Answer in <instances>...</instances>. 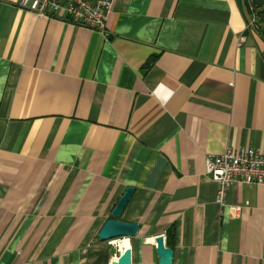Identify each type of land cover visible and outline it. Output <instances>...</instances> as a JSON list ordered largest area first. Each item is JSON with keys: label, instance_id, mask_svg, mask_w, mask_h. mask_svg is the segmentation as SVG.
<instances>
[{"label": "crops", "instance_id": "crops-1", "mask_svg": "<svg viewBox=\"0 0 264 264\" xmlns=\"http://www.w3.org/2000/svg\"><path fill=\"white\" fill-rule=\"evenodd\" d=\"M0 0V264H264V185L224 203L206 160L264 154V0H114L106 30ZM240 39H243L240 41ZM119 241V240H118Z\"/></svg>", "mask_w": 264, "mask_h": 264}, {"label": "built area", "instance_id": "built-area-1", "mask_svg": "<svg viewBox=\"0 0 264 264\" xmlns=\"http://www.w3.org/2000/svg\"><path fill=\"white\" fill-rule=\"evenodd\" d=\"M114 0H18L23 8L34 11L42 17L59 15L77 25L105 32L108 14ZM253 17L249 27L257 28L259 19L251 0ZM243 39H240L242 41ZM206 173L219 185L217 199L224 203L226 191L234 184L264 185V154L253 149L225 150L210 154L206 160Z\"/></svg>", "mask_w": 264, "mask_h": 264}, {"label": "water", "instance_id": "water-1", "mask_svg": "<svg viewBox=\"0 0 264 264\" xmlns=\"http://www.w3.org/2000/svg\"><path fill=\"white\" fill-rule=\"evenodd\" d=\"M133 192V187H127L123 195L119 198L112 210V217L106 220L98 233V237L101 240L129 239L138 233L140 224L124 221L119 218ZM155 241L157 244L156 250L159 257V264H173L174 250L171 247L166 246L164 236H156ZM112 264H132V251L129 245L124 247Z\"/></svg>", "mask_w": 264, "mask_h": 264}, {"label": "bare ground", "instance_id": "bare-ground-1", "mask_svg": "<svg viewBox=\"0 0 264 264\" xmlns=\"http://www.w3.org/2000/svg\"><path fill=\"white\" fill-rule=\"evenodd\" d=\"M115 244L118 245V247L123 250L124 247H127L129 245V240L127 238L125 239H120L119 241H115Z\"/></svg>", "mask_w": 264, "mask_h": 264}]
</instances>
